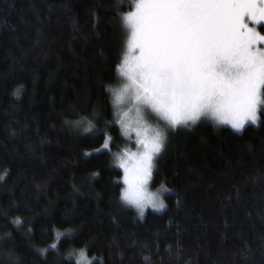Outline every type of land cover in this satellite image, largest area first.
I'll list each match as a JSON object with an SVG mask.
<instances>
[{
    "label": "trees",
    "instance_id": "1",
    "mask_svg": "<svg viewBox=\"0 0 264 264\" xmlns=\"http://www.w3.org/2000/svg\"><path fill=\"white\" fill-rule=\"evenodd\" d=\"M117 3L0 0V239L12 237L0 264H78L81 250L88 264H264V112L240 132H170L152 177L171 190L166 208L143 218L120 199L111 154L96 153L100 133L65 123L114 119L105 90L120 83V13L134 10ZM107 135L122 150L119 125Z\"/></svg>",
    "mask_w": 264,
    "mask_h": 264
},
{
    "label": "snow or ice",
    "instance_id": "2",
    "mask_svg": "<svg viewBox=\"0 0 264 264\" xmlns=\"http://www.w3.org/2000/svg\"><path fill=\"white\" fill-rule=\"evenodd\" d=\"M123 2L118 0L117 10ZM130 6L133 11L120 13L126 33L116 65L120 83L105 90L111 96L114 119L103 129L87 117L65 123L93 136L100 133L95 142L102 139L103 147L96 153L111 154L123 170L127 187L121 189L120 199L143 218L148 207H166L161 195L171 190L161 183L156 192H150L148 183L170 132L192 129L204 121L240 132L246 124L260 121L264 0H130ZM149 118L155 123L145 126ZM114 125H119L127 142L135 133L136 151L127 147L110 151V143L116 140L107 135V129ZM14 224L22 226L20 219ZM67 235L71 238L72 233ZM11 239L9 235L0 242ZM38 251L43 254L48 249ZM6 255L9 264H18L12 253ZM79 255L83 257L84 251ZM143 259L151 264V257Z\"/></svg>",
    "mask_w": 264,
    "mask_h": 264
},
{
    "label": "rangeland",
    "instance_id": "3",
    "mask_svg": "<svg viewBox=\"0 0 264 264\" xmlns=\"http://www.w3.org/2000/svg\"><path fill=\"white\" fill-rule=\"evenodd\" d=\"M125 110H127V109H125ZM129 115L130 116H133L134 114L133 113H129ZM258 115H260V113H258ZM204 122H206V121H204ZM208 122H211V121H208ZM154 123H155V121H153L152 119H148L147 120V122H146V124H145V126H149V125H154ZM212 123V122H211ZM213 124V123H212ZM214 125V124H213ZM248 125H251V123H249V124H246L245 125V127L246 126H248ZM221 126H224V127H230V126H228V125H221ZM244 127V128H245ZM170 134V133H169ZM169 137V136H168ZM135 139H136V137H135V133L133 132L132 133V141L131 142H127L126 141V139H125V144H124V146H123V148H125V147H127V148H129L131 151H136V146H135ZM109 148L111 149V143H110V145H109ZM122 148V149H123ZM121 151V150H120ZM122 170V169H121ZM123 171V170H122ZM123 175H124V173H123ZM122 182H123V179H122ZM127 187V185L126 184H124V182H123V188H126ZM166 187V186H165ZM160 188V186H158V187H154L153 185H152V179L149 181V183H148V190L150 191V192H156L157 191V189H159ZM167 188V187H166ZM169 192H164V193H162V195H161V198H162V200H163V202H164V204H165V206H166V201H165V198H166V195L168 194ZM123 202V201H122ZM124 203V202H123ZM125 204V203H124ZM125 205H127V206H129V207H132L131 205H128V204H125ZM132 208H134V207H132ZM166 208V207H165ZM165 208L163 209V210H165ZM135 209V208H134ZM163 210H154V209H152L151 207H148L146 210H145V214L148 212V211H154V212H162ZM135 211H136V209H135ZM137 212V211H136ZM137 214H138V212H137ZM144 214V215H145ZM139 215V214H138ZM80 256V255H79ZM85 256H86V254L83 256V257H78V258H76V261H77V263L78 264H88L89 262H88V259L86 260V258H85ZM85 262V263H84Z\"/></svg>",
    "mask_w": 264,
    "mask_h": 264
}]
</instances>
